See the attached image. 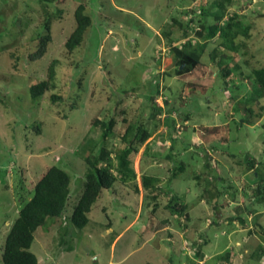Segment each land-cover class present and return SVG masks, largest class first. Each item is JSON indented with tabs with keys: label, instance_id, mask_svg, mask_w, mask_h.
Instances as JSON below:
<instances>
[{
	"label": "rangeland",
	"instance_id": "rangeland-1",
	"mask_svg": "<svg viewBox=\"0 0 264 264\" xmlns=\"http://www.w3.org/2000/svg\"><path fill=\"white\" fill-rule=\"evenodd\" d=\"M214 2L0 0V264L21 204L52 164L69 173L70 193L60 219L35 231L38 264H264V96L253 75L264 67V0ZM78 4L91 25L67 51ZM215 17L237 22L234 39L246 46L233 51L219 34H196L198 22ZM47 20L46 52L28 61ZM52 61L54 86L32 100L29 86ZM154 75L158 92L146 102ZM95 119L113 120L107 136ZM135 124L150 135L124 163L135 138L122 135ZM86 158L116 180L77 228L68 215ZM142 175L157 181L145 189Z\"/></svg>",
	"mask_w": 264,
	"mask_h": 264
},
{
	"label": "trees",
	"instance_id": "trees-1",
	"mask_svg": "<svg viewBox=\"0 0 264 264\" xmlns=\"http://www.w3.org/2000/svg\"><path fill=\"white\" fill-rule=\"evenodd\" d=\"M233 1L234 0H215L214 3L216 6L220 7V9H224L225 6L231 5ZM202 3L203 2H200V7ZM202 13H204V10H202L200 14L202 15ZM233 16H236L237 19L239 18V14H234ZM73 17L75 22L74 28L64 41V47L67 51H72L81 44L86 29L91 25L90 15L85 13L83 4H78L75 7ZM234 17H230L229 20L232 21ZM49 22L50 20H47L45 24L47 33L38 36V43L33 47L32 51L28 53V61H37L45 54L47 45L51 41ZM190 22L194 23V18H190L189 23ZM197 24L198 26L200 25L199 30L196 31L198 36L201 35V31L205 32L206 37H215L216 34H219L223 41L222 44L233 51H238L240 47L246 46L242 40L235 41L234 39L236 35L242 33V29H240L241 27L237 22L235 24L231 22V24L226 27L220 24L219 17H215L214 22L211 24L205 22H198ZM247 29L248 26L244 27V34ZM191 46L192 44H190V47ZM189 57L198 61L200 55L191 53ZM54 65L55 63L52 61L48 66L46 77L29 86V96L32 100L39 99L47 90L54 86ZM228 73L229 70H227L226 74ZM253 75L262 88L264 96V67L254 68ZM152 78L150 83L153 84L155 88L153 92H148L146 95V102H148V99L151 100L152 96L158 92V76L154 75ZM57 99H59V96H51L52 101ZM163 109L164 108H158L156 110L161 111ZM156 110L155 108L151 109V115H154ZM170 121V118L166 119V123L169 127H171ZM94 124L100 125L103 129V135L107 136L108 132L113 127V120L104 122L95 119ZM130 131H133V138H135V140H132L130 145L120 155L124 163L126 154L135 152L137 149L136 144L143 143L150 135V131L142 129L139 124L128 125L122 135L124 140L127 137V133ZM168 137L170 149H173L176 138L171 137L170 134ZM214 144L217 145L216 142H214ZM168 157L171 158L172 156L169 154ZM86 161L88 162V168L84 175L82 190L77 201L72 206L71 213L68 215L69 224L77 228H82L88 223V213L91 212L94 203L100 199L103 190L111 188L116 180V177L109 171V166H99L89 158H86ZM181 167L177 169H181ZM173 175H175V173H173ZM125 176L126 174L122 173V177L125 178ZM70 181L69 173L55 164L48 166L41 172L33 184L30 197L21 204L17 216L6 233L1 254L3 264H38L37 256L31 250L35 231L38 227L47 230L51 224H54L55 221L60 219L68 203ZM155 181H157V178L152 175H142L141 182L145 189L150 188ZM257 191H261V188H258ZM172 198L176 199L174 193L172 194ZM173 207L177 211L185 209L184 205L177 204V202H174Z\"/></svg>",
	"mask_w": 264,
	"mask_h": 264
}]
</instances>
